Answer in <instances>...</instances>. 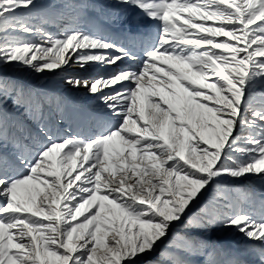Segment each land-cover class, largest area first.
<instances>
[{"label": "snow or ice", "instance_id": "1", "mask_svg": "<svg viewBox=\"0 0 264 264\" xmlns=\"http://www.w3.org/2000/svg\"><path fill=\"white\" fill-rule=\"evenodd\" d=\"M115 5L155 21L157 35L114 38L93 13L118 14L89 0H0V65L118 69L65 80L106 109L87 132L42 125L43 140L10 136L0 108V264H247L181 225L234 228L253 241L241 255L264 264V200L240 193L248 211L223 187L264 181V0ZM0 97L43 119L40 98L2 77Z\"/></svg>", "mask_w": 264, "mask_h": 264}, {"label": "rangeland", "instance_id": "2", "mask_svg": "<svg viewBox=\"0 0 264 264\" xmlns=\"http://www.w3.org/2000/svg\"><path fill=\"white\" fill-rule=\"evenodd\" d=\"M40 2L43 7L49 8L53 3H55V0H40ZM89 2L97 4L104 13L105 17L111 16L114 12L112 10H118L114 12L118 14V18L115 20L105 19L93 13V17L99 21L100 27L104 31L106 30V32L109 31L108 33H111L114 38L123 40L126 35H129H124L125 31L130 30L124 29V23L121 21L123 19L126 20V18H131L133 21L132 24L131 22L128 24L129 26L127 28H133L134 30L143 32L147 31L156 35L158 33L159 25L155 21L149 20L138 9L123 6L117 7L115 5V0H89ZM185 27H187V25H185ZM50 30L55 31V28L50 27ZM193 31L198 32L199 30ZM218 39L226 38L220 37ZM102 68L103 67L93 66L88 67L87 69H82L79 65L73 63L72 66L67 68L66 73L45 72L38 74L30 69L21 70L11 65H0V77L9 82H14L18 87H22L25 91L35 93L40 98V111H42L43 114V119H40V114L37 110L16 105L14 103V97L7 99L0 97V101H2V103H0V108L3 109V114L7 119L10 136L13 134L17 136H26L31 134L32 136L39 137L40 140H43L39 131L42 125H47L48 127L56 126L64 130H70L71 132H87L89 129L88 127L94 125L93 122H95L96 118L106 114V110L102 111L101 107L97 106L100 102L98 99H96V104L91 106H88L87 103H76V101H74L76 98H78L81 102H84L87 97H90V95L94 99L96 96L90 94L86 89L80 88L78 90L73 88L71 85H68L65 80L70 76L95 79L101 76H107L118 70L116 66L104 68L103 71H100ZM96 70L102 73H94ZM58 89H60V91L68 90L70 93L69 95L62 94L60 91H57ZM57 102H59L62 109L61 111L57 110ZM85 118L90 125L88 127L83 124V120ZM77 170H79V164L77 165ZM73 175H75V173H73ZM223 187L228 190L229 194L236 202L238 201L237 197L242 192L254 195L255 200L258 201V203L259 201L264 200V181H261L259 177L254 175L242 178L237 182H225ZM214 194L215 188L213 187L211 191H208V194L204 197L201 203L195 208H192V214H198L203 208H205V206H209ZM240 206L244 208L247 207L246 205L241 204ZM179 231L180 234L199 235L209 243L215 242L221 247L225 246L224 251L226 255L220 257L223 260L230 259L233 255H237L240 256L241 259L247 261V264H259V261L254 260L252 255H241V250L245 246L252 244L253 241L247 239L243 234L237 232L234 228H215L210 232L205 233L192 229H185L183 225H181ZM158 255L159 253L157 256ZM156 258L157 257H153V259ZM194 264H204V258H194Z\"/></svg>", "mask_w": 264, "mask_h": 264}, {"label": "bare ground", "instance_id": "3", "mask_svg": "<svg viewBox=\"0 0 264 264\" xmlns=\"http://www.w3.org/2000/svg\"><path fill=\"white\" fill-rule=\"evenodd\" d=\"M123 8V7H122ZM126 9V8H125ZM111 10H112V7H111ZM112 11H118L117 9H115V10H112ZM113 12V13H114ZM124 12V11H123ZM128 12V11H127ZM131 12V11H130ZM127 16H128V14H127ZM131 16V15H130ZM121 21H123V23H124V29H126V30H130V31H125V33H124V35L125 34H129V35H131V34H133L134 36H139V35H142V34H144L145 32H147V31H145V32H143V31H138V30H134L133 28H127L129 25L128 24H130V22H131V24L133 23V21H132V19L130 18H126V20H121ZM132 26V25H131ZM133 27V26H132ZM109 29V28H108ZM137 29V28H136ZM106 31V30H105ZM107 32H109V31H107ZM111 32V31H110ZM115 34V33H114ZM153 36H156V34H154V33H151ZM129 35H126V37H124L123 38V41H125L126 43L128 42V37H129ZM133 35H131V36H133ZM122 36V35H121ZM138 65V64H137ZM105 67H103L102 69H100V71H103V69H104ZM88 71V70H87ZM100 71H97L96 70V72H94V73H102V72H100ZM79 90V89H78ZM57 91H60V89H58ZM60 93H62V94H65V95H69V91L68 90H62V91H60ZM96 97H95V99L90 95V97H87V99L84 101V102H81L80 100H78V98H76L74 101H76V103H87V105L89 106H91V105H95L96 103ZM97 106H100L101 107V110L102 111H104V110H106L105 109V107H104V105H103V103L100 101L99 102V104H97ZM85 107V106H84ZM104 107V108H103ZM105 113V112H104ZM95 114V113H94ZM88 117V116H87ZM93 123H95V122H93ZM83 124H85L87 127L88 126H90L89 125V123H88V121H87V119L85 118L84 120H83ZM89 128V127H88Z\"/></svg>", "mask_w": 264, "mask_h": 264}, {"label": "trees", "instance_id": "4", "mask_svg": "<svg viewBox=\"0 0 264 264\" xmlns=\"http://www.w3.org/2000/svg\"><path fill=\"white\" fill-rule=\"evenodd\" d=\"M25 108H27V107H25ZM252 196H253V198L255 199V196H254V195H252ZM263 196H264V195H263ZM237 198H238V197H237ZM255 201H256V200H255ZM233 202L236 203L238 207H241L239 201L236 202V201L233 200ZM256 202L258 203V201H256ZM246 206H247V205H246ZM245 209L248 210V211H252V210H253V209L249 208L248 206H247ZM222 248L224 249L225 246H223Z\"/></svg>", "mask_w": 264, "mask_h": 264}]
</instances>
